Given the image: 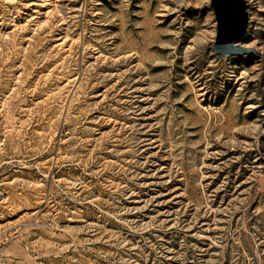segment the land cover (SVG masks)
Masks as SVG:
<instances>
[{
  "label": "rangeland",
  "instance_id": "374dc122",
  "mask_svg": "<svg viewBox=\"0 0 264 264\" xmlns=\"http://www.w3.org/2000/svg\"><path fill=\"white\" fill-rule=\"evenodd\" d=\"M217 56L210 0H0V264H264V0Z\"/></svg>",
  "mask_w": 264,
  "mask_h": 264
},
{
  "label": "water",
  "instance_id": "95a60500",
  "mask_svg": "<svg viewBox=\"0 0 264 264\" xmlns=\"http://www.w3.org/2000/svg\"><path fill=\"white\" fill-rule=\"evenodd\" d=\"M216 22L212 49L217 56L235 57L255 53L240 45L248 26L246 0H210Z\"/></svg>",
  "mask_w": 264,
  "mask_h": 264
}]
</instances>
